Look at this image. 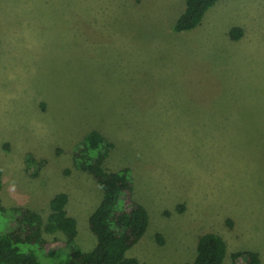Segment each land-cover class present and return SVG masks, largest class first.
Returning a JSON list of instances; mask_svg holds the SVG:
<instances>
[{
    "label": "rangeland",
    "instance_id": "1",
    "mask_svg": "<svg viewBox=\"0 0 264 264\" xmlns=\"http://www.w3.org/2000/svg\"><path fill=\"white\" fill-rule=\"evenodd\" d=\"M185 2L0 0L1 198L46 222L68 194L77 244L92 251L103 190L73 157L99 131L105 168L132 171L150 216L128 257L192 264L211 233L223 264L247 251L264 264V0H221L176 34ZM44 237L64 254L63 234Z\"/></svg>",
    "mask_w": 264,
    "mask_h": 264
},
{
    "label": "trees",
    "instance_id": "2",
    "mask_svg": "<svg viewBox=\"0 0 264 264\" xmlns=\"http://www.w3.org/2000/svg\"><path fill=\"white\" fill-rule=\"evenodd\" d=\"M221 0H186L184 13L172 28L176 34L198 28L208 11ZM233 40L242 37L240 29L230 33ZM112 144L99 131L89 133L74 150V166L91 175L103 190V199L89 219L90 231L97 243L85 252L77 244L78 223L68 214L69 196L59 193L50 202V215L45 222L37 211L24 207L4 206L3 173L0 170V264H141L127 256L128 251L146 235L150 216L136 201L132 171L128 168L112 172L105 168ZM61 233L62 256L44 234ZM227 257L224 239L205 234L197 242V256L192 264H223ZM235 263L261 264L252 251L232 255Z\"/></svg>",
    "mask_w": 264,
    "mask_h": 264
},
{
    "label": "crops",
    "instance_id": "3",
    "mask_svg": "<svg viewBox=\"0 0 264 264\" xmlns=\"http://www.w3.org/2000/svg\"><path fill=\"white\" fill-rule=\"evenodd\" d=\"M185 3H186V2H185ZM208 12H209V11H208ZM205 17H206V16H205ZM172 26L174 27V21H173V23H172ZM173 27H172V28H173ZM167 83H168V84H169V83H170V84H171V83H173V84H174V79H171V81H170V82H168V81H167Z\"/></svg>",
    "mask_w": 264,
    "mask_h": 264
}]
</instances>
